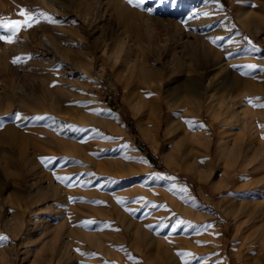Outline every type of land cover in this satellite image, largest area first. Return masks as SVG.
Segmentation results:
<instances>
[{
	"label": "rangeland",
	"instance_id": "374dc122",
	"mask_svg": "<svg viewBox=\"0 0 264 264\" xmlns=\"http://www.w3.org/2000/svg\"><path fill=\"white\" fill-rule=\"evenodd\" d=\"M83 1L104 3L0 0V18L22 20L25 9L40 20L13 43L0 41V100L7 109L0 133L13 125L26 136L25 145L36 148L27 150L38 171L50 177L44 185L58 189L56 198L32 206L31 181L12 182L20 195L2 200L0 220L7 224L0 223V236L7 240H0V264H264V98L257 95L264 92V0H145L140 7L121 0L141 15L139 26L151 36L143 41L107 19L85 20ZM242 10L254 34L235 15ZM124 54L160 74V87L127 70L118 61ZM217 56L226 67L223 76L247 84L237 110L247 111L253 129L223 122V110L211 121L209 99L201 106L195 98L167 102L174 79L195 78L189 66ZM16 57L22 62L13 63ZM88 59L93 67L80 66ZM42 86L52 91L50 111ZM11 94L24 96L36 111ZM113 117L118 129L105 123ZM140 122L152 130L156 147ZM225 130L244 139L240 151H224ZM185 131L192 137L178 150ZM48 135L52 151L43 155L38 148ZM195 163L223 189L212 192L192 178L187 168ZM80 231L101 244L81 240ZM67 241L73 251L83 247L85 257L58 262L56 252Z\"/></svg>",
	"mask_w": 264,
	"mask_h": 264
},
{
	"label": "bare ground",
	"instance_id": "6f19581e",
	"mask_svg": "<svg viewBox=\"0 0 264 264\" xmlns=\"http://www.w3.org/2000/svg\"><path fill=\"white\" fill-rule=\"evenodd\" d=\"M58 1L61 2V4L63 5L64 0H58ZM128 5L126 3H123L121 0H104V3L102 4L101 2L98 1V3L93 4V5H89L87 4V1H83L80 4V7H81L80 9L83 11L82 16L84 17L85 20L87 19L91 21V20L107 19L108 21L121 26V28H123L122 30L124 34H126L127 37L131 39L135 38L136 40L138 39V41L151 40V36H146L145 31L143 32L141 27L139 26V23L142 19L141 15L135 13L134 10L131 9ZM235 15H237L239 22L244 26V28L250 34L255 33V31L249 28L250 27L249 25L251 24L252 21L249 17L250 14L247 13V10H242L241 12H239L238 14L236 13ZM7 18L9 17L7 16ZM20 19L23 20L24 17L20 16ZM119 46L122 49V44H119ZM62 53L63 52H58V54L60 55H63ZM115 57L116 59H118V55ZM122 57H120L118 61L123 62L124 65L127 66L126 67L127 70H130V72H134L135 74L140 75L144 81H147L150 79L158 81V79L156 78H158L159 77L158 75L160 74H158L157 72L151 71V70H147L143 66H139L138 65L139 63L138 64L137 62L135 63L132 60L133 59L132 56L130 55L124 54V56ZM204 57H206L205 54H204ZM92 61L91 60L86 61L85 64H80V66H85V68L93 67ZM196 63H197L196 65L192 64L191 66H189V70L195 73L196 75L195 78L191 77L188 79H181L179 77L180 79L179 78H177L176 80L174 79V82H173L175 84L174 87L170 88L168 86L169 93L167 96H169L170 98L167 99L168 100L167 102L169 103V100H173V102L181 103L183 100L185 101L188 98H195L198 105L201 106L204 104V102L207 99H209L212 104L209 103L210 105H206L207 107L205 108V111L210 115L211 121L215 120L217 116H220L221 115L220 113H223L222 112L223 110L224 111L223 116H225V118L222 120L223 122L227 120V123L229 121V123L232 125L241 124V126H243L244 128L249 127L253 129L255 127V124L252 118H247V115H246L247 111H243V114H241V112L239 113V111L237 110L238 105L242 102V99H244V97L247 96V84L245 83V81L241 80L237 76H234V78L232 79L229 78V75L223 76L222 73L225 71L226 67L223 64V59L219 58L218 56L216 60H214L212 63L208 59H203L202 62H196ZM199 69L203 70L204 74L200 73ZM101 70H104V69H100V71ZM211 72H214V75L208 79L207 74ZM219 74L221 75V77ZM205 81H207V85H203ZM157 85L160 87L159 82H157ZM41 93H42L43 99L45 100L44 105L46 104L44 106L45 109L44 108L43 109L50 111L52 109V102H51L52 91L42 86ZM257 95H259V97L261 98L262 97L264 98V92H259ZM16 97L13 94L10 95V98H12L13 101L16 100L15 99ZM24 99H25L24 96L18 97V100L21 101L25 106L28 105L27 110L34 113L36 111L35 107L30 106L29 103L25 101ZM169 105L171 106L170 103ZM2 106L3 105L0 100V114L5 113L6 112L5 110H7L5 109L4 106L3 107ZM184 114H185V111H184ZM260 115L262 118H264V112L260 113ZM117 122L118 121H116L113 117V119L109 120L108 122L106 121L105 123L108 124L112 129H118L119 125ZM187 124L189 126V123ZM236 125L235 126L233 125V126L236 127ZM188 126H186V128H188ZM140 130H141L142 135L148 141V143H150L151 146L156 147L155 139L153 138V136L151 137L148 136L150 134L149 132H152V130L149 129L147 126H144L142 122H140ZM189 137H192V136H190V134L187 131H185L183 136H181L180 139L178 140L177 146H175L174 148L178 150H180L181 148L183 149L186 146L184 142L188 141L187 138ZM27 139L28 138L24 136L23 134H21L13 125L7 126L3 130V132L0 133V209L3 206L4 202L2 203V200L4 199L5 194H8L7 197H9V199L13 201L19 198L18 194L20 193V189L17 187V185H12V182L15 184H19V182L25 183V182H28V180L31 181V184H30L31 186L28 187L27 185L26 187L28 189V195L30 197L29 202H30V205L32 206L33 204L35 205V203L37 202L39 203L48 198H56L58 196V189L55 186L44 185L46 180H50V177L46 175L45 173L38 171L36 160L32 157L33 156L32 154L37 152L36 148L33 146V143L28 146L25 145L24 142L27 141ZM222 139H224L225 141V144L223 143L224 145L223 148H224V151L226 152H229L230 150L229 148L237 149L240 151V149L242 148V145L244 143L246 144V142H244V139L241 136H238L237 134L236 135L232 134L230 133V131H227V130L223 132ZM52 143H53V139L51 138V136L48 135L47 138H44V140L41 141V146L38 148V150H40V152L43 155H48L52 151ZM29 146L32 147L33 153L27 150ZM261 148H262L261 150L262 153H264V146ZM243 158H245V156ZM243 160L245 161V159ZM232 168L236 170L237 164H234ZM187 171H189L192 178L199 181L200 183H203L205 187H208L212 192L222 190L224 187V186H216L213 183H210L211 172L205 173V174L200 173L198 171L197 163H195L194 168H187ZM215 205H218V203H216ZM261 206H263V204ZM0 216L2 215L0 214ZM115 216L117 219H120V216H121L120 212L115 211ZM2 222L3 224H7V219L3 221L0 220V223ZM89 233H90L89 231H86L84 233L80 231L78 232V235H80V237L82 238V239L80 238L81 240L91 243L92 245L94 244L95 246L98 247L101 244V241L98 240V237L97 238L93 237ZM73 243L75 244V242ZM76 244L79 245L77 242ZM91 244L89 245L90 247H92ZM60 248H59L60 250L58 249L56 252V256L58 257L57 258L58 262L65 261V259L68 261H71L72 259L74 260V258L76 259V258L85 257V255H83V252H84L82 250L83 247H79L78 249L76 248L77 250L75 249L73 251V249L75 248V245L73 247L68 242V244H62ZM188 259L190 261V258Z\"/></svg>",
	"mask_w": 264,
	"mask_h": 264
},
{
	"label": "snow or ice",
	"instance_id": "6c2138e0",
	"mask_svg": "<svg viewBox=\"0 0 264 264\" xmlns=\"http://www.w3.org/2000/svg\"><path fill=\"white\" fill-rule=\"evenodd\" d=\"M126 2L132 6V7H140L145 3V0H126ZM147 11H151L150 9H146ZM207 14V13H206ZM19 15L24 17L23 20H7L5 18H0V29H3L4 31L8 32V35H0V41L6 42V43H13L15 41V38L18 36V33L21 30H27L29 28H32L35 26V24H38L40 22L37 14L32 13L28 10L21 9L19 12ZM39 16H43L47 19L45 14L40 13ZM55 22V21H51ZM21 57H16L13 59V63H20L22 62ZM249 67H255V66H249ZM251 102V101H249ZM260 107H264V104L259 105ZM16 119H20V114H16ZM186 123H189V125H193L194 121H186ZM202 127V125H201ZM60 179V178H58ZM0 240H7V237L0 236Z\"/></svg>",
	"mask_w": 264,
	"mask_h": 264
}]
</instances>
